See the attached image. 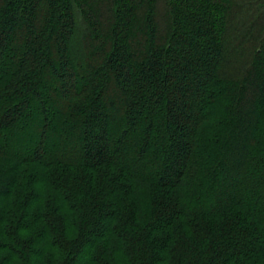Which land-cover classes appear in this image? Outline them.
<instances>
[{
  "label": "trees",
  "instance_id": "1",
  "mask_svg": "<svg viewBox=\"0 0 264 264\" xmlns=\"http://www.w3.org/2000/svg\"><path fill=\"white\" fill-rule=\"evenodd\" d=\"M0 264H264V0H0Z\"/></svg>",
  "mask_w": 264,
  "mask_h": 264
},
{
  "label": "rangeland",
  "instance_id": "2",
  "mask_svg": "<svg viewBox=\"0 0 264 264\" xmlns=\"http://www.w3.org/2000/svg\"><path fill=\"white\" fill-rule=\"evenodd\" d=\"M76 33H75V36L73 37L72 39V44L73 46L76 48V51H78L80 49V43H81V38L82 35H81V32L83 31V28L82 26L79 24L77 26V29H76ZM57 146V145H56ZM56 146H53L52 149L50 150H53V148H55ZM56 149V148H55Z\"/></svg>",
  "mask_w": 264,
  "mask_h": 264
}]
</instances>
